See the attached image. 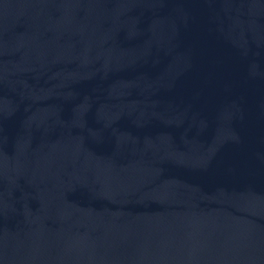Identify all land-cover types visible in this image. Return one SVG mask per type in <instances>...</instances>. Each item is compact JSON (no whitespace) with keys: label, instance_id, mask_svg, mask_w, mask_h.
Here are the masks:
<instances>
[{"label":"water","instance_id":"1","mask_svg":"<svg viewBox=\"0 0 264 264\" xmlns=\"http://www.w3.org/2000/svg\"><path fill=\"white\" fill-rule=\"evenodd\" d=\"M0 264H264V0H0Z\"/></svg>","mask_w":264,"mask_h":264}]
</instances>
